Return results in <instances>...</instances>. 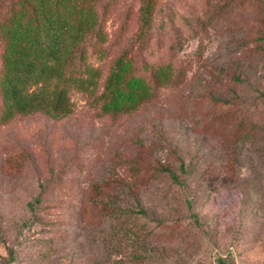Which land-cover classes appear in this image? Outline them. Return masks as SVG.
Returning a JSON list of instances; mask_svg holds the SVG:
<instances>
[{
  "label": "rangeland",
  "instance_id": "obj_1",
  "mask_svg": "<svg viewBox=\"0 0 264 264\" xmlns=\"http://www.w3.org/2000/svg\"><path fill=\"white\" fill-rule=\"evenodd\" d=\"M138 6L97 1L85 61L95 93L123 50L171 63L149 101L0 122V264H264V0H156L141 41Z\"/></svg>",
  "mask_w": 264,
  "mask_h": 264
},
{
  "label": "trees",
  "instance_id": "obj_2",
  "mask_svg": "<svg viewBox=\"0 0 264 264\" xmlns=\"http://www.w3.org/2000/svg\"><path fill=\"white\" fill-rule=\"evenodd\" d=\"M97 1L8 0L0 18V122L35 111L62 117L71 111L68 92L72 87L92 95L100 113L115 116L149 101L155 86L171 80V63L143 65L149 69L147 81L133 72L132 57L123 50L109 63L95 93L101 70L85 61V39L92 36L100 43L105 38ZM138 1L135 37L141 41L156 0ZM8 254L12 255L11 249ZM215 260L228 264L220 255Z\"/></svg>",
  "mask_w": 264,
  "mask_h": 264
}]
</instances>
